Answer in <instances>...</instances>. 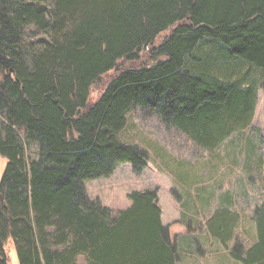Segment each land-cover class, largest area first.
<instances>
[{
	"label": "trees",
	"instance_id": "16d2710c",
	"mask_svg": "<svg viewBox=\"0 0 264 264\" xmlns=\"http://www.w3.org/2000/svg\"><path fill=\"white\" fill-rule=\"evenodd\" d=\"M247 66L264 72V0H0V264L7 240L19 264H178L157 189L113 213L84 182L147 166L117 138L133 108L208 150L245 129L264 87ZM230 220L211 217L223 245ZM253 221L255 243L230 252L240 264H264V201Z\"/></svg>",
	"mask_w": 264,
	"mask_h": 264
},
{
	"label": "rangeland",
	"instance_id": "374dc122",
	"mask_svg": "<svg viewBox=\"0 0 264 264\" xmlns=\"http://www.w3.org/2000/svg\"><path fill=\"white\" fill-rule=\"evenodd\" d=\"M165 34L162 33L160 40ZM119 65L128 67L130 62L122 60ZM241 67L246 68L244 63ZM247 68L246 82L256 80L264 84L262 70ZM111 73L103 75L92 86L89 104L98 98L104 85L113 77L109 75ZM263 88L258 90L255 114L249 126L231 133L213 150L199 146L150 109H131L117 138L146 151L147 166L142 173L136 174L131 163H123L109 177L85 181L89 198L116 213L130 207V193L155 188L162 224L171 225L175 232L178 264H240L230 252L238 241L245 249L255 243L254 210L264 201ZM20 135L23 137L22 132ZM28 153L36 158V146H30ZM5 165L6 159L0 155V178ZM212 174L214 181L209 182L219 181L221 188L229 186L232 189L229 192L221 189L216 192L219 197L204 205L198 200L196 189L198 182H206ZM227 194L233 196L232 204H229ZM225 210L228 219L233 221V230L230 241L223 245L211 232L210 221L216 212ZM4 248L8 264H19L12 240H7ZM78 264H86L85 258L80 257Z\"/></svg>",
	"mask_w": 264,
	"mask_h": 264
},
{
	"label": "crops",
	"instance_id": "0c3cea01",
	"mask_svg": "<svg viewBox=\"0 0 264 264\" xmlns=\"http://www.w3.org/2000/svg\"><path fill=\"white\" fill-rule=\"evenodd\" d=\"M210 168H213V167H210ZM209 181H214L213 174L211 176H208V179L206 180V182L204 181L198 182L199 185L197 186V189H196V191L198 192L197 193L198 200L203 202L204 205L207 204L210 200H213L214 198L219 197V195H217L216 192L220 191L221 189L224 190L223 192H229L230 191L229 189H232L229 186H224L223 188H221V182L219 181H215V183L209 182ZM227 198H228L229 204H232L233 196L231 194H227ZM217 203L220 205L219 200H217Z\"/></svg>",
	"mask_w": 264,
	"mask_h": 264
}]
</instances>
